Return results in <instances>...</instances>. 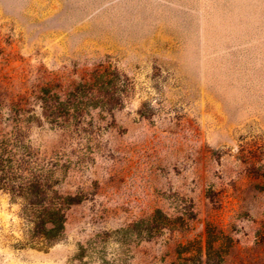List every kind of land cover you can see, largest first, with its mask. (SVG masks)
Returning <instances> with one entry per match:
<instances>
[{
	"label": "rangeland",
	"instance_id": "1",
	"mask_svg": "<svg viewBox=\"0 0 264 264\" xmlns=\"http://www.w3.org/2000/svg\"><path fill=\"white\" fill-rule=\"evenodd\" d=\"M0 264H264V0H0Z\"/></svg>",
	"mask_w": 264,
	"mask_h": 264
},
{
	"label": "trees",
	"instance_id": "2",
	"mask_svg": "<svg viewBox=\"0 0 264 264\" xmlns=\"http://www.w3.org/2000/svg\"><path fill=\"white\" fill-rule=\"evenodd\" d=\"M44 217L37 216L40 218V234L41 237L46 242H51L53 240H58L63 231L65 218L60 211H53L47 214H43ZM47 216V217H45Z\"/></svg>",
	"mask_w": 264,
	"mask_h": 264
}]
</instances>
